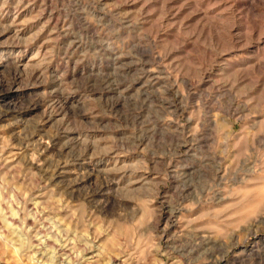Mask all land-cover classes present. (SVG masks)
<instances>
[{"label": "rangeland", "instance_id": "374dc122", "mask_svg": "<svg viewBox=\"0 0 264 264\" xmlns=\"http://www.w3.org/2000/svg\"><path fill=\"white\" fill-rule=\"evenodd\" d=\"M0 264H264V0H0Z\"/></svg>", "mask_w": 264, "mask_h": 264}]
</instances>
